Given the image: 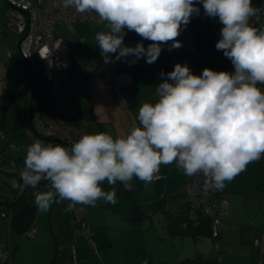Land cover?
Wrapping results in <instances>:
<instances>
[{"label":"clouds","instance_id":"obj_1","mask_svg":"<svg viewBox=\"0 0 264 264\" xmlns=\"http://www.w3.org/2000/svg\"><path fill=\"white\" fill-rule=\"evenodd\" d=\"M198 4L223 25L215 48L234 72L205 68L196 75L177 63L160 73L166 78L156 86L155 102L139 106L128 133H85L70 147L35 140L26 150L22 183L13 180L12 187L32 188L38 213L63 201L69 202L65 212L100 200L115 205V188L105 191L103 182L132 191L134 177L148 186L161 165L175 164L186 177L202 174L204 187L219 191L264 157V27L250 22L262 11L252 0H62L64 8L95 13L105 24L95 34L105 64L116 54L130 65L141 58L153 64L169 41V51L180 48L177 37L200 15ZM125 28L151 43L126 46Z\"/></svg>","mask_w":264,"mask_h":264},{"label":"crops","instance_id":"obj_2","mask_svg":"<svg viewBox=\"0 0 264 264\" xmlns=\"http://www.w3.org/2000/svg\"><path fill=\"white\" fill-rule=\"evenodd\" d=\"M252 3L254 7L262 9V11L257 14V19L252 18L250 22L258 28L264 27V0H252ZM197 6L200 7V15H193L190 23L186 27H182L187 49L184 64H187L196 75L201 74L205 68L233 72L234 66L231 61L223 55L222 51L215 48V44L220 39V30L223 25L219 21V24L216 25L212 22L214 18L205 16L202 4ZM2 17L4 20L1 21L0 19V29L7 34V28L3 26V21L7 22L6 14ZM104 30H106L105 24L85 25L83 22H77L74 25V30L64 33V35L71 33L70 38L67 39L63 36V39L68 44L70 67L77 69L71 74L68 73L70 74L69 81L61 87L60 106L57 109V114L58 110H62V107L65 106L66 110L68 109L67 112H74L71 117L72 125L84 133L108 132L115 137L128 133L134 124L138 123L136 117L140 105L145 102H155L156 86L166 78L160 77V73L162 71L164 73L170 72V63L169 54L162 47L161 55L151 65L147 64L144 58L131 65L124 60L116 61V54H112L114 62L105 64L95 40L96 32ZM124 31L126 32L124 38L126 46H135L141 42L147 47L151 43V41L142 39L134 31H128L126 28ZM8 52L10 56H8ZM128 59H132V57ZM0 68L7 72L11 68L17 73L21 71L20 73L25 74L20 61L16 60L14 49L10 51L6 48L5 61L0 58ZM100 68L102 73L98 72ZM2 77L0 74L1 80ZM19 78L17 76V79ZM26 80L27 78H20L16 81L13 87V95L21 89L25 90L26 94L29 92L33 79L31 78L28 83ZM8 88L7 85L5 89ZM13 102L14 99L12 105ZM31 110L26 107L25 111L30 112ZM21 112V120L17 119L14 122L18 125L19 123L22 125L23 122L24 110ZM66 123L71 124L70 122ZM29 125V119H27V126ZM9 128L12 133L11 136L14 137L17 132L14 133L13 126ZM6 137L8 136L6 135ZM5 142L9 143L10 141L5 140ZM9 153L11 154V152ZM160 169L163 176L148 186L134 177L132 191H125L120 182L114 186H109L106 181L103 182L102 187L105 191L111 190L112 187L115 188L117 203L113 205L100 200L95 207L86 206L84 218L88 224V230L93 233V239L97 243L96 252L99 250L101 252L100 257L94 256L89 243L87 244L82 238L83 235L78 233V228L72 217L73 211H64L68 201L53 204L47 213H41L38 217L33 214L37 208L31 201L24 202L18 208L4 206L0 211H6V216L2 217L8 221L7 248L5 251H10L11 263L115 264L112 252L118 242L122 253L125 255V264H133L140 259L146 261L145 259L151 256L153 252L152 244L157 243V240H163L165 235L168 236L167 231L172 235L175 228H181L182 221L185 224L186 209L183 186L187 177L182 170L173 168L171 165H161ZM46 188L47 186L39 187V189ZM221 196L228 201V210L223 218L224 226L218 238L221 239L222 250L227 246L230 239L229 246L232 247V251H229L228 254L232 255V259L228 258L230 260H227L225 255L220 258L213 257V254L206 255L196 243L203 236L202 228H195L190 224L187 225L190 228L183 229L181 234L185 237L186 232H190L187 235L193 236V257L183 259L184 255L179 252L178 244L174 241L170 262L179 260L178 263L181 264L183 261L200 256L209 260L218 258L220 264L257 263V252L252 243L264 228V157L250 163L245 171L237 175L232 182L227 183L221 192ZM251 197L262 203L259 216L249 222L250 205L247 202H250ZM114 215L117 216L113 217ZM239 216L245 218H239ZM39 219L42 221V226L39 224ZM156 219L158 220L154 223L153 221ZM46 220L49 223L47 228L43 224ZM201 224L208 223H198V225ZM157 226L161 230L157 231ZM30 228L36 229L35 235L32 236L33 239L26 238L29 237L26 236V232ZM48 230L52 233L57 244L55 261H52L54 248L51 246L45 255L44 253L38 254L35 256V260L28 259L29 261L25 263L22 253V245L25 240L39 243L42 239L47 238ZM159 231H162L164 236L159 235ZM205 231L207 232V230ZM44 241L49 245V242H52L50 235Z\"/></svg>","mask_w":264,"mask_h":264},{"label":"built area","instance_id":"obj_3","mask_svg":"<svg viewBox=\"0 0 264 264\" xmlns=\"http://www.w3.org/2000/svg\"><path fill=\"white\" fill-rule=\"evenodd\" d=\"M4 1L8 5L7 20L16 31L18 51L28 64L31 74L34 70L41 72L49 89V99L45 100L37 111L31 114L28 111L24 112L22 128L26 136L33 141L45 139L70 147L85 133L57 116L61 87L69 81L68 69L71 66L68 44L61 35L57 34V29L64 26L67 31H72L77 22H88L91 25L104 23L99 21L95 13L81 14L72 7L64 8L62 0ZM253 18L257 19L258 15ZM218 21L216 18L212 20L216 25L219 24ZM177 39L182 44L178 49L168 50L171 41L162 46L169 54L170 72L175 64H184L187 55L183 28ZM8 56H10L9 52ZM98 72L102 73V69H98ZM29 95L30 92L27 98ZM75 118L78 117L75 116ZM27 119L31 127L27 126ZM171 167L179 169L175 164ZM158 176L159 178L163 176L161 169ZM45 186H47L46 183ZM221 192L222 190L206 189L202 174L187 177L183 186L185 224L187 221L197 223L200 220H207L212 227V238H217L224 226L223 218L228 209V201L221 196ZM0 213L2 217L6 216L5 212ZM85 214L86 206L77 205L73 210V221L78 228V233L86 236L92 250L97 251V243L93 239V233L88 230ZM35 233L36 229L30 228L26 236L32 237ZM253 246L257 252L256 264H264V229L254 239ZM0 264H12L10 251L0 250Z\"/></svg>","mask_w":264,"mask_h":264},{"label":"rangeland","instance_id":"obj_4","mask_svg":"<svg viewBox=\"0 0 264 264\" xmlns=\"http://www.w3.org/2000/svg\"><path fill=\"white\" fill-rule=\"evenodd\" d=\"M255 5H257V4H255ZM7 12H8V5L6 4V2L4 0H0V19H1V21L4 20L2 16L4 14H6ZM6 19H7V17H6ZM84 24L87 25L88 22H84ZM89 24H91V23H89ZM3 26H5L7 28V34L5 33V31L0 29V49H1L0 58L4 59V61H5V50H6V48L10 49V51H13V49H14V54H15L16 60L21 62L23 58L17 49L16 31L14 29H12V26L8 20H7V22L3 21ZM78 27H80V26H78ZM80 28H83V27H80ZM65 32H67V30L64 26L58 27V29H57L58 35H61L62 37L65 36V37H67V39L70 38L71 33H69V34L66 33L64 35ZM15 45H16V48H14ZM12 65L16 67V65L14 63H12ZM9 67H11V66H9ZM76 69H77L76 67H73V68L70 67L68 69V73L71 74V72H75ZM8 70L9 71L7 72L5 69L0 68V74H1V76H3L2 80L0 78V90L2 89L1 90L2 93L6 90L5 87H7V85L9 87H12V91H13V87L15 86L16 81H18L20 78L21 79L27 78V80H26L27 83L30 82V80L32 78L33 84H30V87H29L30 88V95H29L28 100H27V96H26V95H28V93L26 94L25 90H23V89L19 90L17 93L14 94L13 105L7 111V113L5 115V117H6L5 125L0 128V134H1L0 135V202H2V203H0V208L4 207V205H5L4 202H17V201H20L21 199L24 201H25V199H27V201H31L34 204V196H33L34 190L30 193L32 195L27 194V196L21 197L23 195V192H20L18 189H14L12 187L13 180L17 181L18 183H21V180L19 178L20 177L19 174H20L21 169L24 167V159L26 156L25 149L27 150V148L31 145V141H29L27 139V137L24 136V135H26L24 131L21 133L18 132L20 129V126H18L17 123H15L13 125L14 130H15L14 133L17 132L14 137L11 136L12 133H11V131H9L10 130L9 127H11L14 120L20 119V117L22 115L21 111L24 110V112H25L26 107H29V109L31 110L36 105L43 104L46 100V94H45V91L42 87L41 81H40L38 75L35 74L34 71L32 72V74H30V76H27V75L25 76L24 73H20L21 71L19 73H17L16 71H14V69L12 70L11 68H9ZM16 75L18 76V78L19 77L20 78L17 79ZM40 75L42 78L41 72H40ZM43 81H44V79H43ZM45 85H46V88L48 90V95H49V89H48L46 82H45ZM38 106H40V105H38ZM67 110H66V107L63 106L62 110H58L57 115H59L58 117L61 120L65 121V122H70L72 124L71 117H72L74 112L73 111L67 112ZM22 124H23V122H22ZM29 126L31 127V125H29ZM6 135L8 137H6ZM5 140L6 141L9 140L10 142L7 144L5 142ZM12 142H14V143H12ZM9 145H11V146L9 147ZM10 148H12L13 150ZM7 152H11V154L9 153L10 154L9 157H8V154H6ZM17 163H19V164H17ZM44 186H45V182L41 185V187H44ZM39 190H45V189H39ZM27 201H25V202H27ZM247 203L250 205V213L248 214L249 215L248 220L250 222L256 216H259V211H261V203L262 202H258V200H256L254 197H251L250 202H247ZM33 214L38 217V215H40L41 213H38V211L36 209L35 213H33ZM116 216L117 215H114L113 217H116ZM239 218H245V217L239 216ZM157 220L158 219L154 220L153 222L156 223ZM7 223H8L7 219L2 218L1 213H0V250L1 251H5L7 248V236H8V234H7L8 224ZM39 224H41V226H42L41 219H39ZM43 224L45 225V228H47V226L49 224L48 220H46V222H44ZM35 226H37V225H35ZM191 226L195 227V228H199V227L202 228L201 232L203 233V236H201L200 240L196 241V243L199 247L202 248V250H204L206 255H212L213 254L214 255L213 257H219V258L222 257L223 255H225V258L227 257V260H230V259H228V258H231V256H232L231 254H228V253H230L229 251H232V247L229 246L230 245V239H229L227 246L224 247L222 250L221 239L218 237L214 238V239L212 238V236H213L212 235V227H211L210 223L198 225V223L194 222ZM188 228H190V227L185 225L182 221L181 222V228H178V229L175 228L172 235H170L169 232L167 231L168 236L165 235L163 240H157V243L152 244L153 252H152L151 256H149L145 259L146 261H141V259H140L136 263H133V264H151V263L152 264H180V263H178L179 260L178 261L176 260V262L174 260H173V262H170L171 258H172V252L174 249L173 248L174 241L176 244H178L179 252L182 255H184L183 259H185L186 257L190 258V256L193 257L192 256L193 255L192 253L194 252L192 250L194 247L193 236L187 235L190 232H186L185 237H183L181 234V232L183 233V229H188ZM156 229H157V231L161 230V228L158 226ZM205 230H207V232ZM48 231H49V233L47 234V238H48V235H50L51 240H52V242L50 241L51 243L49 242V245L46 244V242L44 241L47 238L42 239L41 242H39V243L34 242V241H30V240H25V242L22 245V247H23L22 253L24 255L23 259H24L25 263H26V261H29L28 259L35 260V258H36L35 256H37L38 254L41 255L44 253V255H45L48 252V250H50L51 246L54 248L52 261H55V259L57 257L56 256L57 244H56L50 230H48ZM159 235L164 236L162 231H159ZM26 238L27 239H33L32 237H26ZM82 238L88 244L87 237L83 235ZM119 245H120V243L118 242L116 248L112 252V256L114 257L115 264H125V255H124V253H122V249H120ZM252 245H253V243H252ZM217 249H218V251H217ZM100 253H101L100 250L98 252L93 250V254L96 257H100ZM233 255H236V254H233ZM183 259H181V260H183ZM181 264H194V263L191 262V260H188L185 262L183 261V263H181Z\"/></svg>","mask_w":264,"mask_h":264},{"label":"trees","instance_id":"obj_5","mask_svg":"<svg viewBox=\"0 0 264 264\" xmlns=\"http://www.w3.org/2000/svg\"><path fill=\"white\" fill-rule=\"evenodd\" d=\"M20 64H21V66H22V68L24 69V72H25V75H29L30 76V74H31V70H30V68H29V66L23 61V59H22V61L20 62ZM37 73H39V75H40V72H39V70H37ZM29 92H30V89H29ZM13 99H14V95H13V91H12V88H8V89H6L2 94H1V97H0V128L1 127H3L4 125H5V121H6V117H5V115H6V113H7V111L10 109V107H11V105H12V101H13ZM14 122H15V120H14ZM13 122V124H12V126L15 124ZM18 125V124H17ZM11 126V127H12ZM18 126H20V129H19V133H21V132H23L24 130H23V128H22V125H18ZM14 129V128H13ZM23 134V133H22ZM26 136V135H25ZM28 139L31 141V144L34 142L31 138H29L28 137ZM9 141V140H8ZM41 141H43L44 143H53V144H57L58 142H56V141H51V140H45V139H43V140H41ZM8 144V143H7ZM6 154H8V157L10 156V154H9V152H7ZM20 178V177H19ZM21 183H22V181H21ZM44 182H41V184H40V186L39 187H41V185L43 184ZM33 191V189L32 188H27L24 192H23V195L21 196V197H25V196H27V194L28 195H30V193ZM32 195V194H31ZM30 197V196H29ZM25 201H27V199H25ZM24 200H20V201H17V202H4V206H7V207H9V208H18V207H21L22 205H23V203L25 202ZM0 203H2V202H0ZM10 204V205H9ZM0 209H2V208H0ZM0 212H2V211H0ZM72 217H73V213H72ZM186 221V220H185ZM202 222H207V223H209L207 220H200L199 222H197V223H202ZM194 222H190V221H187L186 222V225H190V224H193ZM76 225V224H75ZM262 229H264V228H262ZM221 232H222V230H221ZM221 232H220V234L218 235V237L221 235ZM214 239V238H213ZM191 261H193L194 263H196V264H220V262H219V259L218 258H216L215 260H209V259H204V258H202V257H200V256H198V257H196V258H194V259H192Z\"/></svg>","mask_w":264,"mask_h":264},{"label":"water","instance_id":"obj_6","mask_svg":"<svg viewBox=\"0 0 264 264\" xmlns=\"http://www.w3.org/2000/svg\"><path fill=\"white\" fill-rule=\"evenodd\" d=\"M34 72H35V74L38 75V77H39V79H40V81H41V84H42V86H43V88H44V90H45L46 100H48V99H49V95H48V90H47V88H46L45 82L43 81V79L41 78V75H39V73H37L36 70H34ZM40 107H41V106H38V107L34 108L33 110H31V113H32L34 110L37 111Z\"/></svg>","mask_w":264,"mask_h":264}]
</instances>
